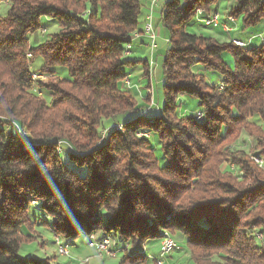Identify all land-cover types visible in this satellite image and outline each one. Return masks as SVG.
<instances>
[{"label":"trees","instance_id":"trees-1","mask_svg":"<svg viewBox=\"0 0 264 264\" xmlns=\"http://www.w3.org/2000/svg\"><path fill=\"white\" fill-rule=\"evenodd\" d=\"M6 1L0 18V264H51L19 257L24 243L40 248L39 227L50 231L56 250L61 240L85 239L101 256L107 253L96 244L109 240V255L122 254L118 264H163L172 252L160 259L146 245L161 248L166 235L180 236L193 264H264V179L244 185L248 161L236 164L242 180L215 163L220 148L240 133L255 137L264 163V28L259 46L239 38L218 43L186 31L192 24L217 29L201 22L204 14L218 15L217 0H162L164 102L158 116L145 117L137 114L123 70L136 64L127 60L132 45L144 44L142 0ZM239 16L245 27H264V0H236L228 17ZM42 18L59 30L30 48L27 36L45 33ZM224 53L232 55V68ZM37 57L42 64L31 71ZM149 62H140L148 87ZM58 66L69 79L56 76ZM195 66L217 73L220 84L211 85ZM184 97L197 100L194 115L178 111ZM230 156L235 160L232 152L224 157Z\"/></svg>","mask_w":264,"mask_h":264},{"label":"rangeland","instance_id":"rangeland-1","mask_svg":"<svg viewBox=\"0 0 264 264\" xmlns=\"http://www.w3.org/2000/svg\"><path fill=\"white\" fill-rule=\"evenodd\" d=\"M163 3L164 1H161L160 9L163 7L162 5ZM8 7L9 5L7 1L0 3V18H4L8 10ZM235 7H236V0H217V3L213 7V9L218 13V20L220 17L222 20L227 21V17L229 16L231 10L234 9ZM142 14L143 13H141L139 17L138 25L139 28L144 29V26L147 22L146 19L143 20ZM47 21H48L47 18H42L40 20L41 28L45 29L44 34L41 32V29H39L33 33H30L27 36L28 46L30 48H36L43 42L47 41L51 35L58 32L59 28L57 24L55 22H47ZM153 21H154V27H156V34L157 33L159 34V36L157 35L158 37H156L157 40L154 45V47L156 48L157 46V48L151 52L150 51L151 47L149 48L147 46L148 42L150 43V41L147 40L148 38L147 36H145L147 39L142 41L144 42V44L143 45H140L138 43L133 44L130 55L127 57V60L134 61L136 62V64L134 66L123 67L124 72L129 77L128 81L127 80L124 81L125 87L128 89L129 93L135 98L137 105L140 108L137 114L143 113L145 117L158 116L164 102L161 85L163 83L162 63H163V55L165 52V45L162 37L164 36L167 37V34L165 30L160 26L159 16L156 12ZM230 25L236 27L237 32H234L228 36L223 33H220L217 29L216 30L208 29L205 28L203 25L198 26L197 24L190 25L189 27H187L186 31L194 35L201 34L204 36L212 37L215 40H217L218 43H230V36H233V38H237V39L241 38L243 41L249 43V47L259 46L261 44L262 32L264 28L263 23H260L259 25L252 27H245L243 26L242 17L239 16L233 19ZM226 27L229 28V26ZM140 35H144V34H140ZM140 35L138 36V38L140 37ZM231 42L235 44V42H239V40H233ZM28 59H31L30 56H28ZM222 59L229 68L233 67L234 59L230 53H224L222 55ZM148 60L152 61L150 65L151 81L149 87H148L147 78L143 76L142 65L140 63ZM41 64H42L41 58L37 57L33 59L32 63L30 64V70L31 71L38 70ZM193 70L196 73L202 74L211 85L217 86L221 82V78L217 73L204 71L201 68V66H195ZM53 71L55 72L56 76L59 77L60 79H69L67 74V69L65 67H59V66L54 67ZM35 77L36 76L32 75V78ZM39 77L40 79L45 81L44 77L42 78L41 76ZM145 92L147 94V99L143 98ZM39 94L44 98H46L43 92L41 93L39 92ZM148 106H150V108ZM198 110H199V106L197 100L191 98H185V97L180 98L178 104V111L181 114L186 116H191L194 115L196 112H198ZM149 141L151 143V148L154 153V157L157 161L158 166L163 167L166 164V162L161 153L159 142L157 141L154 135H151L149 137ZM254 141H255V137H250L246 133H240V135L236 134L232 136L220 148L223 151L220 152L221 156L216 158V162H215L216 165L220 163L219 171L222 172L223 170H226L227 167L231 170V172L234 173L233 175H236L240 180H242L244 178V173H243L244 171L238 170L237 168L239 166L236 164L241 163L240 165H242V163H244L243 161H248L246 162L245 165L248 169L247 171L248 174L246 179L247 181L245 182L244 185H247V183H249L252 180V178L264 179L263 156L261 155L259 149H255ZM230 152L234 154L235 160H233L231 156L230 158L227 159L224 157ZM241 153H244L246 157L243 156ZM66 157H67V151L63 150L62 159H65ZM81 174H83V171L81 172ZM46 221L47 223H50L49 220ZM38 229L43 239L42 244H39L40 248L42 249L37 247L35 241L24 243L20 248L19 257L34 258V259L49 258L51 259L50 260L51 264H67L69 262V259H74L78 263L80 262V264H85L87 262H88L87 264H118V262L122 257V254L119 252L117 254H111V255H109V252H107V254L99 256L93 249L89 248V247H93L94 244L92 242H89L91 246L87 247L85 239H79L78 241H76V243L71 245L70 242L61 240V245L67 248L68 251V256H66L65 253H60V251L56 250V247L53 244L55 239L51 236L50 231L42 227H39ZM37 240L41 241V238H37ZM174 240L177 243V248L173 250V252L169 256H167L168 258H165L163 260V264H193L189 259L188 253L186 252L185 242L180 238L179 235H175ZM112 244H113L112 242L110 243V245L108 244L110 250H112L113 248ZM97 245L98 243L96 244V251L98 249ZM146 248L147 249L149 248L147 253H149V255L151 256L156 257L160 253L159 243L146 245ZM159 258L161 259V256H159ZM158 264H160V262H158Z\"/></svg>","mask_w":264,"mask_h":264},{"label":"built area","instance_id":"built-area-1","mask_svg":"<svg viewBox=\"0 0 264 264\" xmlns=\"http://www.w3.org/2000/svg\"><path fill=\"white\" fill-rule=\"evenodd\" d=\"M6 1V0H5ZM162 0H150L148 2V12H147V16H146V24L144 26V36H147L148 40L150 41L149 43V47L150 51L152 52L155 47V41H156V34L153 30L152 27V15H153V11L154 9L158 6V4L161 2ZM201 15V11L197 13V16ZM205 17H213V24H205ZM201 22L206 25V26H212L214 28H220L222 31H224L225 33H229L232 31V29L227 28L226 26H228L227 24H223L220 23V21L218 20V15L217 14H209V15H205L203 16ZM138 34L137 36L134 37V40L138 38ZM235 44H237V46H244V44L242 42H235ZM152 61H150V65H151ZM197 117L200 116V114L196 115ZM92 237V236H91ZM57 250L58 251H64L66 256H68V251L67 248H65L64 246H62L59 242H57ZM88 246H91V244H89ZM107 244H105L104 241L101 242V247H98V251L99 250H107ZM176 249V244L174 242V240H164L163 242H161V248H160V254L159 256H161V259L165 258L168 254H170L171 252H173V250Z\"/></svg>","mask_w":264,"mask_h":264},{"label":"crops","instance_id":"crops-1","mask_svg":"<svg viewBox=\"0 0 264 264\" xmlns=\"http://www.w3.org/2000/svg\"><path fill=\"white\" fill-rule=\"evenodd\" d=\"M148 2H149V0H142V15H143V20H145L146 18H145V16H146V14H147V12H148ZM161 4V3H160ZM158 5L155 9H154V11H153V19H154V15H155V12L158 14V12H159V10H160V6L161 5ZM159 16V15H158ZM219 20H220V23H223V24H227L231 29H232V31L230 32V33H225L224 31H222L220 28H217V30L220 32V33H223V34H225V35H231L232 33H234V32H237V30H236V27H233V26H231L230 24L232 23V21H233V19L232 18H229V17H227V21L226 20H222L220 17H219ZM144 22V21H143ZM229 22V23H228ZM152 24H153V27H154V21L152 22ZM213 30H216V29H213ZM154 31L156 32V27H154ZM156 34V33H155ZM159 36V34L157 33L156 34V36ZM157 36V37H158ZM141 41H143V40H145V39H147L144 35H141ZM162 39H163V41L165 42L166 41V36H164V37H162ZM231 39H236V38H233V36H230V40ZM241 41H243L241 38H239ZM148 40V39H147ZM157 40V39H156ZM156 42V41H155ZM149 43V42H148ZM164 45H165V43H164ZM156 48H157V46H156ZM155 48V49H156ZM87 247H89V246H87ZM90 248V247H89ZM91 249V248H90ZM74 259H69V262L67 263V264H73L74 262H75V260L73 261ZM77 262V261H76Z\"/></svg>","mask_w":264,"mask_h":264},{"label":"bare ground","instance_id":"bare-ground-1","mask_svg":"<svg viewBox=\"0 0 264 264\" xmlns=\"http://www.w3.org/2000/svg\"><path fill=\"white\" fill-rule=\"evenodd\" d=\"M201 13H202V12H201ZM205 24H213V17H205ZM90 239H94V238H93V237H90ZM165 239H166V240H173L172 238H170V237L167 236V235L165 236V238L163 239V241H164ZM103 241L105 242V244H107V245L109 244V240H106V239L104 240V239H103ZM163 241H162V242H163ZM97 247H101V242H100V241H99ZM107 247H108V246H107ZM57 251H58V250H57ZM97 251H98V249H97ZM101 251L106 252V253L108 252V250H99L98 252H100V254H101ZM103 252H102V253H103ZM60 253H65V252H64V251H60Z\"/></svg>","mask_w":264,"mask_h":264}]
</instances>
